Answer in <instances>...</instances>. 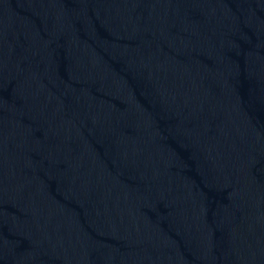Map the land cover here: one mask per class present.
<instances>
[{
    "label": "water",
    "instance_id": "obj_1",
    "mask_svg": "<svg viewBox=\"0 0 264 264\" xmlns=\"http://www.w3.org/2000/svg\"><path fill=\"white\" fill-rule=\"evenodd\" d=\"M0 264H264V0H0Z\"/></svg>",
    "mask_w": 264,
    "mask_h": 264
}]
</instances>
